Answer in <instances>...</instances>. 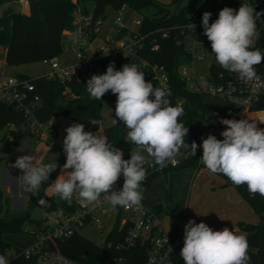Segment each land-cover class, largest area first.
<instances>
[{
  "label": "clouds",
  "instance_id": "9594fccd",
  "mask_svg": "<svg viewBox=\"0 0 264 264\" xmlns=\"http://www.w3.org/2000/svg\"><path fill=\"white\" fill-rule=\"evenodd\" d=\"M264 13L257 12L249 4H241L238 11L224 7L218 18L210 23L211 12L202 15L203 35L211 42L216 63L228 72L236 73L245 82L257 78L255 66L264 61V53L255 48L260 38L257 18ZM195 29V25L191 23ZM91 97L101 98L111 91L117 96L115 117L122 121L127 132V142L138 151L124 159L121 149L109 142L105 135L85 131L82 123L66 127L63 151L66 162L60 175L51 184L54 193L71 203L77 195L79 204L88 207L108 194L107 203L130 209L139 207L143 200L142 182L146 179L145 164L149 158L161 168L168 163L176 164L181 149L196 156L202 147L200 161L213 174H223L235 186L246 185L250 195L264 197V129L249 119H225L219 123L227 126L220 135L222 140L209 134L202 138V144L185 142L189 128L179 122L184 109L172 106L167 97L170 93L155 87L145 80V73L137 64H125L116 70L110 63L102 75H92L87 81ZM112 119L117 124V119ZM93 125L99 121L90 120ZM146 153L147 155H143ZM59 165L56 160L37 163L34 154L18 156L12 168L21 170L16 176L19 186L26 192L35 193L46 183ZM123 176V186H115ZM42 207L49 205L43 199ZM63 214L62 209L53 216ZM168 243L167 235L164 237ZM249 244L243 234H236L225 227L214 231L204 222L189 220L184 226V245L180 257L184 264H250ZM0 264H9L0 255Z\"/></svg>",
  "mask_w": 264,
  "mask_h": 264
},
{
  "label": "trees",
  "instance_id": "16d2710c",
  "mask_svg": "<svg viewBox=\"0 0 264 264\" xmlns=\"http://www.w3.org/2000/svg\"><path fill=\"white\" fill-rule=\"evenodd\" d=\"M16 1L0 0V47L5 49L4 61L7 65L43 61L44 59L55 58L61 53L64 48L62 33L71 28L72 12L76 6L89 10L86 4L92 3L91 10L95 15H100L103 20L106 18L105 8L107 6L114 10L129 7L136 11L152 8L151 14L143 16L138 26V30L147 35L142 53L151 62L164 67L167 72L170 83V104L184 109L183 115L179 117V122L189 128L185 142L191 145L195 141L198 144L201 136V123L205 122L208 127L212 126L210 117L213 113L207 114L203 102L207 95L199 91L188 90L185 81L178 74L180 64L190 60V52L173 35L168 38H161L159 32L161 28L184 22L186 14L191 11L202 13L206 4L205 0H191L184 6L177 7L172 11L165 4L156 0H27L29 5L27 13L14 9ZM256 22L260 38L255 42L254 47L264 53V16L258 17ZM125 29L126 27H123L122 30ZM153 38L158 47L156 50H149ZM109 64V62H102L104 73ZM117 65L115 64V69ZM210 69L213 72L220 70L217 67L214 54ZM255 70L256 73L263 74L264 61L256 65ZM17 77L28 76L20 74ZM32 81L35 85V92L40 98L39 105L33 114L41 122L49 121L54 116L61 114L77 123L84 124L86 128H92L95 125L90 120L98 121L102 100L117 98L109 91L101 100H97L91 97L87 87L80 83L74 87V90L79 94L82 92V94L79 98L71 99L62 94L63 85L56 80L46 79L42 75L32 77ZM250 110H264V94L252 103ZM221 118L239 120L236 116L222 114L216 119L217 128L222 126L219 123ZM24 121L23 114L13 105H0V130L8 124H14L18 127ZM258 127H264V123ZM8 131L11 133V139L6 137V133H4L3 138L11 142H17L23 134L20 129ZM103 135L107 136L109 142L121 149L123 153L127 151L125 133L120 122L103 128ZM200 155L199 151L196 152V156L188 155L177 166L168 168L164 172L183 167H193L197 171L206 168L200 161ZM217 175L223 180L224 186L234 188L258 215L256 222L238 221L237 227L247 238L248 255L251 258L250 264H264V197L259 194L253 197L249 194L246 185L235 186L223 174ZM155 176L142 187L147 189ZM41 199L45 200L49 206L42 207L39 203ZM29 205L16 216L8 218L0 216V255H3L9 248V243L4 239V234L23 232L22 224L25 220L30 221L34 228L39 227L44 221V218L40 220L31 219L30 207L38 206L45 214L61 209L63 212H68L75 208L72 202L61 200L55 193L46 196L41 191H36L30 195ZM152 209L159 215L162 211L161 204L154 205ZM5 210L6 214L9 213L7 200ZM126 229L127 223L120 225V214H117L114 225L107 234L103 245H98L75 231L72 235L59 239L56 244L57 249L64 256L80 264H106L105 260L108 258H121L123 264H143L149 248V239L137 240L133 246L124 247ZM108 242L111 244L107 245ZM171 256L174 264H184L179 252L174 251ZM11 264H28V261L21 255L20 249H15Z\"/></svg>",
  "mask_w": 264,
  "mask_h": 264
},
{
  "label": "built area",
  "instance_id": "2783aa9c",
  "mask_svg": "<svg viewBox=\"0 0 264 264\" xmlns=\"http://www.w3.org/2000/svg\"><path fill=\"white\" fill-rule=\"evenodd\" d=\"M205 7L202 13L191 11L186 14L185 21L174 23L159 30L161 38H168L171 35L182 43L191 54L188 62L181 63L178 67V74L185 81L188 90L199 91L206 95L221 96L234 104L239 110H250L252 103L264 94V73H257V78L251 82L239 79L236 73H231L223 69L213 72L208 66V74L188 73L185 66L192 60L194 48L201 51V55L195 57L200 60L206 55V47L211 46V42L203 35L202 15L204 12H211L210 23L214 22L224 7H230L238 11L241 4H249L255 7L257 12L264 13V0H205ZM121 13V12H120ZM264 16V15H263ZM102 17L95 15L91 9L85 10L76 6L72 12V26L69 30L62 33L63 45L72 49L76 61L69 66H61L55 58L44 59L48 63L49 70L44 74L46 79L56 80L63 85L62 94L71 99L79 98V94L74 90L80 83L86 87L87 81L92 75L104 74L102 62L114 64H137L139 70L145 73V80L150 81L155 87L166 90L170 93V83L164 67L151 62L143 55L145 40L147 35L136 29L123 27L117 24L116 32L110 28L108 33L101 39V46L94 53L86 51L85 47L100 31ZM139 26L140 21H134ZM195 25V29L191 26ZM158 47L153 38L149 50H156ZM90 95V94H89ZM170 95L167 97L169 100ZM117 98L114 99L116 102ZM40 98L35 92V85L32 77H17L0 72V105L11 104L20 111L25 121L20 124L25 126V131L35 140L53 143L56 129L51 120L46 122L39 121L33 111L39 105ZM125 133V143L127 151L124 159H130V153L138 151L137 147L131 142H127L128 129L122 121ZM14 124H8L6 129H19ZM14 127V128H11ZM7 130L6 137L11 139V133ZM198 151V150H197ZM200 152V151H199ZM143 155H147L143 153ZM189 154L181 149V153L176 157L177 163L170 162L166 167L159 165L152 166L154 161L149 158V163L145 164L147 170L146 179L142 185L147 183L159 172H164L168 168L177 166L182 159ZM123 186V176L117 181L116 188ZM143 188V187H142ZM108 194H102L101 199L88 207L79 204L77 195L73 196L72 203L75 208L72 211L63 212L60 216H53L52 213H44L42 224L30 231L33 236L32 242L23 250L21 255L28 261V264H80L64 256L57 249V241L61 238L72 235L76 229L89 222H100L103 215L109 216L106 208ZM120 214V225L127 223V229L123 241L124 247H131L137 240L149 239V248L143 264H174L172 253L176 251L175 243L179 233L184 232V226L189 221L183 217L177 232L166 231L160 223L158 215L151 207H146L141 203L139 207L126 209L121 206L115 208ZM167 235L168 243L164 237ZM111 243L108 242L107 245ZM12 258V257H11ZM11 258L8 259L11 264ZM106 264H123L121 258H108Z\"/></svg>",
  "mask_w": 264,
  "mask_h": 264
},
{
  "label": "rangeland",
  "instance_id": "374dc122",
  "mask_svg": "<svg viewBox=\"0 0 264 264\" xmlns=\"http://www.w3.org/2000/svg\"><path fill=\"white\" fill-rule=\"evenodd\" d=\"M156 1L165 4L168 9L172 11L177 7L184 6L191 0ZM86 5L87 8H92V3L88 2ZM14 9L20 12L27 11L29 9L27 0H17L14 4ZM152 10L153 9L150 8L136 11L129 7L114 10L107 6L105 8L106 18L102 21L100 31L88 42L85 47L86 51L91 53L96 52L101 46L102 37L108 33L110 28H112L115 33L117 24L130 29H136L138 25L135 24L134 21L139 22L143 16H149ZM4 55L5 49L4 47H0V72H4L7 75L18 76L22 74L28 77H38L44 75L49 70L48 63H44L43 61L7 65L4 61ZM198 55H201V51L195 47L193 58L185 68L188 73H202L207 75L208 66L213 57L211 46L206 47V55L202 56L200 60L195 58ZM55 60L61 66H69L75 63L76 58L72 49L64 46L61 53L55 57ZM123 65L125 64L117 65L116 70H122ZM203 102L208 114L213 113L210 117L212 126L208 127L205 122L201 123V136L197 145H201L202 138H207L209 134L215 135L216 138L219 137V139L222 140V137L216 135L218 129L216 126V119L222 114L232 112L235 108L233 102L217 95H207ZM115 107L116 102H114V100H109L107 98L103 99L99 109V124L92 128L85 127V131L103 135V128L114 125L111 118L117 119V123L119 122L118 118L115 117ZM51 122L57 131L53 141L56 143L53 144L51 151L47 153L43 163L56 160L59 166L51 173L49 180L60 173L61 167L66 162V155L63 151V139L67 135L65 129L71 124L77 123L61 114L54 116ZM19 129L23 132L19 143L11 142L3 138L4 133H6V127L0 130V161L6 156L17 158L18 156L25 155V147L29 144V141H33V137L25 131V126L20 125ZM43 143H45V141ZM198 149L201 151L200 156H202V147H198L197 150ZM55 172L57 173L55 174ZM196 172L197 170L193 167H183L168 172L157 173L151 181L150 186L145 190L142 188L143 200L141 203L151 208L154 204H162L163 212L160 219L163 221V226L166 230L179 226L180 219L185 216L188 220H194L196 223L204 222L214 231L222 230L227 227L238 235H244V233L237 228V221L254 223L258 220V215L234 188H231V195H233L234 202L231 201L232 197L221 195L220 189L217 187L218 181L221 182L220 176L211 173L207 168L200 170L197 174ZM4 197L5 189L0 186V216L4 215L8 218L18 215L21 212L18 209L13 211L10 210L9 213L5 214ZM106 208L109 211V216H101L99 223H86L78 227L76 232L98 245H103L107 234L114 225L117 215V210L115 208H112L110 205H107ZM33 226L34 225L30 221L25 220L22 224L23 232L4 234V239L9 243V248L3 256L9 259L14 255L16 248L20 250L25 249L32 242L33 236L30 231L33 229ZM177 241V248L181 251L184 245V232L179 235Z\"/></svg>",
  "mask_w": 264,
  "mask_h": 264
},
{
  "label": "crops",
  "instance_id": "0c3cea01",
  "mask_svg": "<svg viewBox=\"0 0 264 264\" xmlns=\"http://www.w3.org/2000/svg\"><path fill=\"white\" fill-rule=\"evenodd\" d=\"M88 9H90V8H88ZM28 10L25 11V13H27ZM207 114H208V112H207ZM227 114H229L231 116H236L239 119H249L250 121L256 122L257 126L264 123V110H258V111L239 110L235 104V108L233 109V111L230 113H227ZM226 127L227 126L222 125L220 128H218L216 131V135L222 137L220 135V133L222 131L226 130ZM260 128L264 129V127H260ZM21 137H22V135L19 137L17 143H19ZM217 138L219 139V137H217ZM221 139H223V137ZM32 140L33 141H29V144L25 147V149H26L25 155L34 154L36 156V162L37 163H41V162L43 163L44 160L46 159L47 153H49L51 151V149L53 148L52 147L53 144H55L56 142H53V143L45 142V143H43L44 141L41 142V141L35 140L33 138H32ZM200 153H201V151H200ZM16 159L17 158L13 157V156H6L4 159H2L0 161V163H1V165H0L1 166L0 186L4 187V189H5L4 206H5V202L7 200L9 203V209L11 211L16 210V209L22 211L28 207L29 198H30V195L32 194V192L24 191L19 186L17 180L15 179L16 176H19L21 174V170L16 169V168H12V164L15 163ZM202 169H204V168H201L200 170H202ZM200 170H198L196 172V174ZM56 173L57 172H55V174ZM59 175H60V173L58 175H56L55 177L51 178L50 180H48L46 183L42 184L38 191L43 192L46 196H51L54 193L53 187L51 184L57 179V177ZM217 187H219L221 195H223L225 197L229 196L230 198L232 197L231 201H233V202L235 201L233 198V195H231L232 194V192H231L232 187L224 186V182L222 179H221V182L218 181ZM154 205H156V204H154ZM161 207H162V211L158 215V218L160 220L161 225L163 226V221H161V219H160L161 214L163 212L162 204H161ZM30 209L32 212L34 207L33 206L30 207ZM4 211L6 212V210H4ZM180 222H181V219H180ZM179 226H180V224H179ZM179 226L174 227V228H168L167 230L164 228V226H163V228L168 232H177ZM236 226H237V224H236ZM180 234L181 233H179V235ZM179 235H178V237H179ZM178 237H177V240H178ZM177 240L175 243V249H176V252L180 253V250L177 248V242H178Z\"/></svg>",
  "mask_w": 264,
  "mask_h": 264
},
{
  "label": "water",
  "instance_id": "95a60500",
  "mask_svg": "<svg viewBox=\"0 0 264 264\" xmlns=\"http://www.w3.org/2000/svg\"><path fill=\"white\" fill-rule=\"evenodd\" d=\"M43 216H44V211L38 206L34 207L30 215L31 219L33 220H40L43 218Z\"/></svg>",
  "mask_w": 264,
  "mask_h": 264
}]
</instances>
